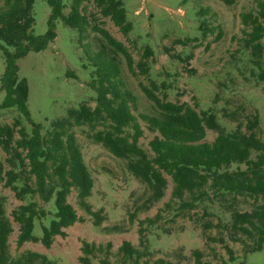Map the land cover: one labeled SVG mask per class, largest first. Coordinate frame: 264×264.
Masks as SVG:
<instances>
[{"label":"trees","instance_id":"16d2710c","mask_svg":"<svg viewBox=\"0 0 264 264\" xmlns=\"http://www.w3.org/2000/svg\"><path fill=\"white\" fill-rule=\"evenodd\" d=\"M36 1L0 0V50L5 60L0 87L5 98L0 103V111L16 108L21 115L12 124L0 125V147L7 155L5 162H0V184L11 189L21 201L28 196L38 197L44 204L53 202L55 209L49 225H43L41 237L34 234L36 221L47 218L48 211L37 201L14 209L12 217L19 226L18 246L41 242L49 249L56 237H66L65 229L79 221L77 211L69 202L74 190L80 207L94 217V225L100 226L104 221L102 212L94 211L88 201L94 179L74 133L75 128L85 126L95 142L102 144L115 157L128 160L129 172L152 191V206L165 195L168 187L165 173L171 176L173 189L165 207L153 218L141 222L142 248L124 241L116 253L119 261L113 263L111 243L103 245L82 240L79 264H95L94 260L100 255L103 258L99 264H151L150 259H146L150 252L144 225L159 222L163 210L169 209L176 200L180 202L179 208L193 210L207 195L208 189L215 196H228L233 202L239 198L253 199L252 211H232L228 238L244 246L248 245L246 238L252 239L251 251L262 250L264 202L260 203V200L264 199V141L257 131L259 116L254 115L248 121L246 131L242 123L233 119L238 122L237 127L227 133L211 109L200 113L189 103L168 101L149 88H144L145 94L154 103L158 114L137 115V98L126 86L118 58L124 57L130 72L134 73L138 66L143 74H148L151 70L148 60L154 54L152 49L146 48L136 66L122 42L105 28L90 26L84 8L87 0H72L68 14H65V0H47L51 7L49 29L45 35L38 36L34 32ZM224 1L227 4L234 2ZM95 4L101 16L111 19L124 35L132 31L123 0H95ZM58 19L80 35V44L93 67L89 86L97 93V98L95 107L81 103L77 108H70L67 116L51 121L50 129L44 133L43 125L31 119L29 87L27 80L19 77V61L31 52L44 51L56 39L55 22ZM241 19L244 46L250 50L253 63L260 70L258 79L264 82V0H257L255 10L243 13ZM89 28L101 36L103 44L98 50L84 42ZM180 43L175 41V44ZM166 50L170 52L169 48ZM226 116L231 117L230 114ZM140 119L148 124L150 131L157 133L150 142L152 156L139 144L144 137ZM25 122L31 125V132ZM208 129L218 134L213 142L204 141ZM253 153H256L255 158ZM234 165L237 168L231 170ZM5 203L6 198L0 194V264H56L47 255L29 250L16 258L12 256L10 237L14 228ZM213 227L220 225L210 221L204 224L205 231ZM119 229L118 225L105 228L108 232H118ZM211 240L226 246L223 237ZM226 249L233 259V251L227 246ZM193 255L196 264H212L203 262L200 250H195ZM152 264L172 262L158 259Z\"/></svg>","mask_w":264,"mask_h":264},{"label":"rangeland","instance_id":"374dc122","mask_svg":"<svg viewBox=\"0 0 264 264\" xmlns=\"http://www.w3.org/2000/svg\"><path fill=\"white\" fill-rule=\"evenodd\" d=\"M71 1L65 0V14L70 11ZM256 1L234 0L227 4L224 0H123L128 21L132 24V31L127 36L111 19L101 16L95 0H87L84 8L90 26L99 25L122 42L136 66L147 47L154 53L148 60L151 67L148 74H143L138 66L134 73L130 72L124 57L118 58L126 86L137 98V115L158 114L154 103L145 94L144 88H149L160 98L189 103L200 113L211 109L227 133L234 131L238 122L246 131L248 121L258 115L257 131L264 141V82L258 79L260 70L253 63L250 50L244 46L241 19L243 13L255 10ZM50 15L51 7L47 0H37L34 6L36 35L47 33ZM55 24L56 39L44 51L31 52L19 61V77L26 79L29 87L31 119L43 125L44 133L50 129L51 121L67 116L70 108H77L81 103L95 107L97 98V93L89 86L93 67L85 56L78 31L61 19ZM175 41L181 43L175 44ZM84 42L93 50H98L103 44L101 36L91 28ZM168 48L170 52L166 50ZM4 70L5 60L0 50V87ZM4 98L5 92L0 90V103ZM20 116L16 108L2 110L0 125L12 124ZM140 123L144 137L139 144L152 156L150 142L157 133L150 131L142 119ZM25 125L31 132V125ZM74 133L94 179L88 201L94 211L102 212L104 221L100 226L94 225V217L80 207L74 190L69 202L77 211L79 221L65 229L67 236L56 237L49 249L41 242H29L19 247V226L13 220L12 211L32 201L42 205L49 216L36 221L34 234L41 237L43 225L48 226L54 216V205L53 202L44 204L38 197L30 196L21 201L11 189L0 184V194L6 198V212L14 228L10 237V252L14 258L29 250L47 255L56 264H79L80 248L82 240H85L103 245L111 243L113 255L110 258L116 263L119 261L116 253L124 241L142 248L141 222L153 218L171 199V176L165 173L168 180L165 195L152 206V191L129 172L127 159L115 157L102 144L95 142L88 127H77ZM217 135L216 131L208 129L204 141L213 142ZM6 157L0 147V162H5ZM252 157L255 158L256 153ZM236 168L234 165L231 170ZM263 202L264 199L260 200ZM179 205L176 200L169 209L163 210L159 222L144 225L150 252L146 259H150L151 264L158 259L169 260L172 264H196L195 250L202 251L204 263L264 264V245L262 250L252 252L249 248V244L253 245L252 239L246 238L248 245L244 246L228 238L232 211H252L253 199L239 198L233 202L228 196H215L208 189L207 195L197 202L193 210L181 209ZM207 221L220 227L205 231ZM114 225L120 227L118 232L105 230ZM220 237L233 251V259L226 246L211 240ZM101 258L103 255L94 263L99 264Z\"/></svg>","mask_w":264,"mask_h":264}]
</instances>
